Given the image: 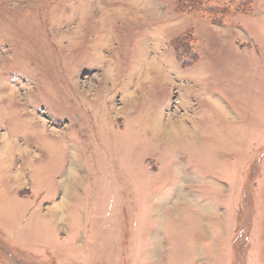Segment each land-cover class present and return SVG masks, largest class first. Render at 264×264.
I'll list each match as a JSON object with an SVG mask.
<instances>
[{"label": "rangeland", "instance_id": "rangeland-1", "mask_svg": "<svg viewBox=\"0 0 264 264\" xmlns=\"http://www.w3.org/2000/svg\"><path fill=\"white\" fill-rule=\"evenodd\" d=\"M177 2L0 0V264H264V0Z\"/></svg>", "mask_w": 264, "mask_h": 264}, {"label": "bare ground", "instance_id": "bare-ground-1", "mask_svg": "<svg viewBox=\"0 0 264 264\" xmlns=\"http://www.w3.org/2000/svg\"><path fill=\"white\" fill-rule=\"evenodd\" d=\"M161 65V64H160ZM159 70V69H158ZM6 113H8V112H6ZM26 121V120H25ZM150 127V126H149ZM158 127V126H157ZM177 127V126H176ZM155 129V128H154ZM155 131V130H154ZM163 131V130H162ZM175 131V130H174ZM182 131H184V130H182L181 128L180 129H176V131H175V133L176 134H180V132L182 133ZM172 133V132H171ZM168 134V133H167ZM175 134V135H176ZM171 136V135H170ZM24 138H26V141H25V139H24V141H21V143H23L22 145V148L24 149L23 150V153H21V151H20V153L19 154H23L25 157H27L26 159V161H29V162H32L33 160V158H34V155H29V154H31V153H29L30 151H29V149H28V145H27V137L25 136ZM174 138V137H173ZM178 138V137H177ZM0 142H1V144L3 145V147L0 149V151H1V155H2V157H0L2 160V162L3 163H5V162H8V161H12L13 159L9 156L10 155V150H11V148H13L11 145H10V143H12L13 145H15L16 144V146H20V141H16V140H14V139H12V137H11V140L9 139V142L6 140V137H5V135H1V138H0ZM15 142V143H14ZM9 143V144H8ZM35 152V151H34ZM73 153V152H72ZM74 154V153H73ZM38 156V155H37ZM14 157V156H13ZM20 157V156H19ZM18 157V158H19ZM20 158H22V157H20ZM19 160V159H18ZM24 161V160H23ZM23 165H25L24 163H23ZM26 167H23L24 169H27V164L25 165ZM20 167H21V165H20ZM20 167H18V168H16V169H14V168H12L11 170H12V173H13V175H14V177H15V179H14V181L16 180V181H22V179L26 176L25 175V173L24 172H26V171H22L21 169H19ZM69 167H71V169H70V172L67 170V176L69 177V176H72V174L74 175V176H76V177H78V174L76 173V171L75 170H73V169H77L78 168V166H77V164H72V165H69ZM68 167V168H69ZM68 177H66L67 179H68ZM25 179V178H24ZM70 179H71V177H70ZM76 179V178H75ZM71 181V180H70ZM65 183V182H64ZM64 183H62V186H64L65 184ZM70 183V182H69ZM75 185V184H74ZM70 187V186H69ZM73 187H71V189H72ZM63 192V191H62ZM66 192V191H65ZM180 195V193H178V196ZM64 198H62L61 200H60V202H63L64 203V201L65 200H63ZM196 207L197 208H200L201 210H206V208H205V205L204 204H202V205H196ZM159 209V208H158ZM155 254V253H154Z\"/></svg>", "mask_w": 264, "mask_h": 264}, {"label": "trees", "instance_id": "trees-1", "mask_svg": "<svg viewBox=\"0 0 264 264\" xmlns=\"http://www.w3.org/2000/svg\"><path fill=\"white\" fill-rule=\"evenodd\" d=\"M209 1L210 0H178L177 5H176V10H177V12H191L194 8H200V11L205 10L209 15L208 18H210L211 21H214L215 17H216L215 12H218L220 14H224V11L218 10L215 8L213 9V8L209 7L210 5L207 4ZM243 6H244L243 2H242V6H240V7L236 6L237 11L244 10ZM247 6H249V5H247ZM178 43H179V41H177V40L174 41L172 48H173L174 53L177 54L182 59L180 61L183 63L193 62L195 60V55H192V54H189V56L184 55V53L178 48ZM188 57L190 59H188Z\"/></svg>", "mask_w": 264, "mask_h": 264}]
</instances>
